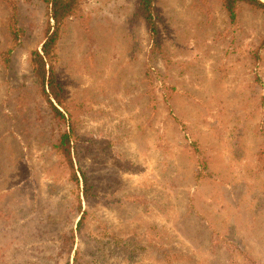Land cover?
<instances>
[{"label":"rangeland","instance_id":"obj_1","mask_svg":"<svg viewBox=\"0 0 264 264\" xmlns=\"http://www.w3.org/2000/svg\"><path fill=\"white\" fill-rule=\"evenodd\" d=\"M153 13L155 35L137 0H82L57 45L62 118L30 65L48 6L21 0L13 41L0 0V264H264V11Z\"/></svg>","mask_w":264,"mask_h":264},{"label":"trees","instance_id":"obj_2","mask_svg":"<svg viewBox=\"0 0 264 264\" xmlns=\"http://www.w3.org/2000/svg\"><path fill=\"white\" fill-rule=\"evenodd\" d=\"M10 10L8 18V29L11 39L16 41L19 38L20 29L17 27V15L21 0H2ZM48 6L49 18L52 19L47 24L44 39L40 50L35 49L30 54L31 70L41 89V92L50 103L53 111L64 118L63 113L52 103V99L61 107L65 105L64 92L62 85L57 79L55 63L57 58V45L61 36L63 25L68 17L75 15L80 10L82 0H42ZM224 10L233 21L236 18L237 10L240 4L264 11V2L260 0H221ZM137 9L145 20L148 29L152 35L156 34V24L153 13V0H137ZM264 47V38L260 43ZM8 60V59H7ZM72 130L63 132L54 145L57 151H60L65 159H69V143ZM70 162V161H69ZM73 180L78 182V177L74 173ZM83 193L87 197L92 186L88 178L83 174Z\"/></svg>","mask_w":264,"mask_h":264}]
</instances>
